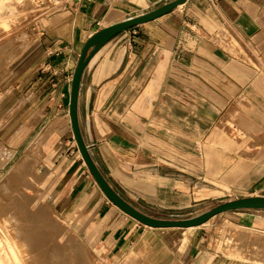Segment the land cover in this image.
<instances>
[{"label": "crops", "instance_id": "obj_1", "mask_svg": "<svg viewBox=\"0 0 264 264\" xmlns=\"http://www.w3.org/2000/svg\"><path fill=\"white\" fill-rule=\"evenodd\" d=\"M171 1L79 0L10 68L13 106L41 116L17 150L36 132L33 175L50 205L108 254L149 228L106 196L84 161L70 118L73 76L91 36ZM78 113L101 173L150 216L224 193L264 196V0H187L116 34L86 66ZM237 215L249 226L259 219Z\"/></svg>", "mask_w": 264, "mask_h": 264}, {"label": "rangeland", "instance_id": "obj_2", "mask_svg": "<svg viewBox=\"0 0 264 264\" xmlns=\"http://www.w3.org/2000/svg\"><path fill=\"white\" fill-rule=\"evenodd\" d=\"M40 14L31 0H0V23L8 22L5 28L0 25V219L5 217L9 209L5 206L8 201L13 202L11 209L17 211L14 207L21 199H24L22 193L34 199H40L41 195H46L43 186L39 185L33 175L42 157L35 153L38 150L34 142L36 132L27 140L22 149L17 150L19 144L26 139L25 136H29L36 129L41 119L40 112L36 109L24 112V109L21 110L22 103L13 106L15 99L12 100L11 95L15 90H13V75H10L12 64L36 41L41 29L48 26L47 23L51 16ZM6 127L11 131L6 132ZM5 161L7 162L4 163ZM233 199H238V196L233 193H224L218 197L202 200L184 211L168 212L158 218L195 217ZM35 203L41 206L46 216L50 214L57 223L63 225L64 228L68 227V230L74 232L77 238L82 240L92 260L94 258L95 264H126V255L131 250L137 252L139 250L141 257L140 260L138 259V264L147 262L148 258L149 261L146 264H219L221 261L225 264H253L264 262L263 246L255 247L251 243L237 242L227 237L228 230L236 231L240 230L242 225L249 226L240 223L237 213H256L259 219L250 227L256 229L254 232L262 234L258 230L264 231V209H241L226 212L194 228L148 227L149 233L136 239L128 250L123 253L108 254L102 247L97 246L96 242L87 241L71 220L58 214L50 205L47 195L45 199L39 201L35 199ZM193 246L198 248H194L196 250L193 258L188 259L186 253ZM171 256H176L175 263L167 262Z\"/></svg>", "mask_w": 264, "mask_h": 264}, {"label": "bare ground", "instance_id": "obj_3", "mask_svg": "<svg viewBox=\"0 0 264 264\" xmlns=\"http://www.w3.org/2000/svg\"><path fill=\"white\" fill-rule=\"evenodd\" d=\"M7 23L3 22L0 25L5 28ZM22 196L24 199L14 207L17 211L11 209L13 202L8 201L5 206L9 209L5 211V217L0 219V264H95L94 258L92 260L82 240L68 230V227L64 228L57 223L50 214L46 216L41 206L35 203V199L36 201L45 199V194L41 195L40 199L31 198L25 193H22ZM241 227L236 231L228 230L227 237L237 242L251 243L255 247H264V231L258 230L262 232L261 234L254 232L256 229L253 227L247 225ZM138 252L131 250L126 255L125 263L138 264V259L140 260L141 257ZM175 259L176 256H171L167 262L175 263ZM219 264L225 262L221 261ZM253 264H264V262Z\"/></svg>", "mask_w": 264, "mask_h": 264}, {"label": "water", "instance_id": "obj_4", "mask_svg": "<svg viewBox=\"0 0 264 264\" xmlns=\"http://www.w3.org/2000/svg\"><path fill=\"white\" fill-rule=\"evenodd\" d=\"M186 1L187 0H173L171 2L159 6L156 9L151 10L150 12L130 17L118 23L107 26L95 33L86 42L82 50L72 81V90L70 95V118L75 139L84 161L86 162L95 180L102 188L106 196L116 206H118L125 213L140 221L144 225L153 228L198 227L205 224L215 216L224 214L226 212L241 209H264V196H251L229 200L198 216L186 219H162L150 216L131 205L117 193V191L111 186V184L107 181V179L104 177V175L101 173V171L93 161L89 152V147L87 146L84 140L79 122L78 100L82 77L89 60L107 41H109L116 34L128 28H131L137 24L153 20L166 13H169L174 10L178 5L183 4Z\"/></svg>", "mask_w": 264, "mask_h": 264}, {"label": "built area", "instance_id": "obj_5", "mask_svg": "<svg viewBox=\"0 0 264 264\" xmlns=\"http://www.w3.org/2000/svg\"><path fill=\"white\" fill-rule=\"evenodd\" d=\"M41 16H52L74 7L79 0H31Z\"/></svg>", "mask_w": 264, "mask_h": 264}]
</instances>
